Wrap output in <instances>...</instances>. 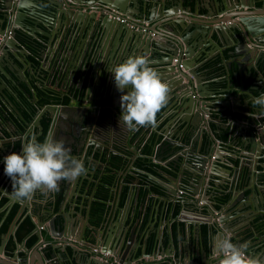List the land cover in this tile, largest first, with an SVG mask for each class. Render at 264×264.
<instances>
[{"label":"water","instance_id":"obj_1","mask_svg":"<svg viewBox=\"0 0 264 264\" xmlns=\"http://www.w3.org/2000/svg\"><path fill=\"white\" fill-rule=\"evenodd\" d=\"M261 2L258 5V0H0V99L3 103L17 109L15 103L20 98L16 86L25 82L26 78L31 80L33 75L38 87L43 86L41 70L44 67L41 62L51 52L55 42L59 46L62 41L63 46L55 58L54 75L61 74L65 81L75 80V76L80 75L79 81L83 84L84 78L91 71L93 79L83 86L81 97L70 94L72 100L68 104L51 102L38 105V98L31 93L28 86L34 113L31 119L23 117L26 128L19 137L23 140L19 147L12 149L15 137L0 140V165L13 152L22 154L25 141L37 142V137L42 134V119L48 124L44 141H57L58 135L61 137L63 134L73 138V133L63 130V124L67 120L71 121L69 112L74 110H92V113L97 114L101 108H106L111 111L112 119L120 117L122 109L120 102L114 103V87L110 84L114 74L110 68L118 65L117 61L122 62L123 58L117 56L123 42L126 41L125 45L132 42L138 50V56L145 57L150 67L158 66L155 70L169 85V98H176L175 104H180L174 114L180 116L181 126L173 120L172 127L175 132L168 137L170 131L163 129L160 132L162 138L155 146L154 160L165 168L156 172L165 180L156 183L162 187L166 202H172L173 208L177 204L181 206L176 219L184 222L189 259L191 256H199L200 262L196 260V264H219L223 257L216 244L225 238V233L231 234L235 239L237 233L241 232L258 236L259 223L262 221L259 214L264 212V129L260 128L264 124L260 121L261 125L258 126L255 119L264 106L253 102L264 93V30H260L258 25L264 21V0ZM120 13L128 15L130 20L144 18L151 25L145 27L136 23L140 29H144L137 32L115 18ZM111 34L113 44L114 36H119L118 47L113 51L105 48L106 37ZM28 37L39 44L29 45L26 42ZM224 52L229 55L228 59ZM122 53H127V50H123L121 55ZM179 53L178 62L173 63V58ZM216 57H219L220 64L227 67L226 70L236 65L244 74V81L241 80L239 86H232V82L222 86L225 79L213 80V85L205 82L208 74L204 75V72L208 68L203 73L198 68ZM179 63L183 65L182 69L178 67ZM249 81V85L245 86ZM92 86L101 95L97 98V104L90 106L85 103L92 101L89 97V88ZM81 87L82 85L79 88ZM217 96L224 98L210 100ZM105 101L109 104L103 105ZM28 112L31 113L29 110ZM96 114L89 121L92 124L88 136L96 130V124L101 122L107 142L111 138L113 144L110 126L101 121V118L97 121ZM184 114L188 117H183ZM85 120L81 123L87 121ZM76 124L81 126L78 122ZM80 129L82 130V126ZM30 132L26 140L25 137ZM74 138L77 139V135ZM94 142L96 143L94 139H90L88 144ZM7 143L11 145L8 146ZM102 145L110 148V145H105V139ZM68 146L78 152L82 147H78L77 143ZM219 151L224 153L220 154ZM90 155L94 158L91 153ZM212 156L213 160L210 159ZM73 157L77 156L74 154ZM233 158L239 161L231 160ZM228 165L232 168H228ZM99 169L103 170V167L100 166ZM216 171L221 172L215 173ZM131 173L136 180L130 184L122 206L123 214L114 219L113 214H107L106 222L98 227L101 234L99 238L96 237L94 244H100L102 251L111 252L117 264H146L149 262L146 260L148 257L155 258L163 249L158 247L155 252L146 253L147 238L152 231H157L153 229L152 223L151 231L146 233L142 244L134 239L138 235L135 225L129 231V238L125 236V220L135 192L134 186L139 183V174L145 172L132 167ZM87 176L88 174H82L75 180L61 181V187L72 183L69 203L77 197V190L83 180H87ZM241 180L251 189L250 194L236 188ZM151 185V182L147 184L149 188ZM2 189L9 198L2 206L3 210L17 199L8 192V184ZM178 190L184 195L180 197ZM226 193L231 194L230 199L217 208L216 197ZM201 200L210 211L205 209L206 213H202L196 204ZM29 202L31 199L23 201L25 204L21 206L16 217L25 209L30 214ZM75 203L79 202L75 199ZM185 212L201 217L183 219ZM74 213L80 217L79 224L78 219L67 212L54 214L48 220L50 236L54 238L55 244L45 247H41L46 244V240L42 238L39 229L45 222L32 216L37 240L33 247L17 244L16 251H20L22 246L24 248V255L19 257L21 263L35 264L37 261L39 264H109L79 252V247L90 248L85 239L88 215L82 214L80 207ZM115 219L118 222V237H113L114 230L111 226ZM202 223L207 225L205 238L200 227ZM77 224L78 232L70 235V230ZM190 226L197 227L194 232L197 252L190 242ZM15 227L14 219L8 232L1 235L0 254L3 253L7 236ZM115 238L116 243L113 241ZM242 239L243 237H237L233 244L244 245ZM161 243L162 236L158 231L157 245L160 246ZM139 247H142L141 253L134 256ZM207 251L213 258L210 262L207 261ZM180 252H183L181 244ZM0 263L14 264L2 258ZM165 264L176 263L173 260Z\"/></svg>","mask_w":264,"mask_h":264},{"label":"trees","instance_id":"obj_2","mask_svg":"<svg viewBox=\"0 0 264 264\" xmlns=\"http://www.w3.org/2000/svg\"><path fill=\"white\" fill-rule=\"evenodd\" d=\"M21 36V34H19ZM26 41L29 45L32 44H39L35 40H33L31 37H28ZM31 42V43H30ZM225 55V58H229V55L226 54V52L223 53ZM220 59L219 57H216L215 59L209 60L207 63L203 65V67L212 68L214 66H217L218 68L223 67L219 64ZM215 67V68H217ZM234 67V66H233ZM232 81H228L227 79L223 80V85H228ZM233 83V82H232ZM249 82L245 84V86L248 85ZM83 86L80 89H73L71 91L74 92V95L76 97H81ZM16 89L19 91V98L18 102L15 103L16 108L14 109L9 106L7 103H3L0 99V133L2 136L0 139H4L7 137H13L12 133L8 132L4 128V124H10L12 125L19 133L25 131L26 125L23 123V117L27 119H31L34 108L32 107V100L29 96V92L24 88V84H20L16 86ZM70 95V94H69ZM38 105H45L47 103H64L68 104L71 103L70 99H68L65 95L62 97H58V95L53 93H48L46 91L44 92H38ZM71 98V96H70ZM2 103L5 104V106H2ZM31 111V113L28 112ZM165 110V107L162 109L160 113L157 115V120L160 118L161 114ZM41 123L43 125L42 134L37 137V142H43L45 132L47 130V122L42 119ZM163 123H160L157 125L155 129H153L149 136L145 139V131L150 130L149 127H140L138 130L135 131V134H138V138L136 142L138 144H141V146L136 149H139V155H136L134 157V161H132L131 164H126V159L123 160V157L121 155H118L114 153L113 151H104L102 152V155L97 158L96 160L99 162L98 166L92 171L89 172L87 176V180H83L81 187L78 190V195L75 198L76 201L79 203L77 204V208L80 207L82 214L88 215V224L85 228V239L89 243H94L96 241V236L94 235L95 230L102 224L106 222V215L108 211H116L117 213L122 209V206L125 203L126 197L129 192L131 181L130 179H127L126 173L132 167L137 168L141 172H145L144 174H139V183L134 186L138 187L137 192L138 196L141 195L146 196L147 201L151 199V196H156L157 202L155 205L148 204L146 205V212L144 215L142 214V209L140 213L137 215L133 208H131L129 213L126 217L125 222L132 226L135 222L136 224V230H138V233H140L141 238H138V242L142 244L143 239L146 236V233L151 231V223L153 224V229H157L156 232H151L150 235L147 238V245H146V253H153L155 250L160 247L164 248L167 246L168 241H171L173 245H175V240L180 239L183 241L185 239V230H184V222L177 220L176 217L181 209L180 204H177L173 208L172 202H165L163 199L164 191L162 187H160L156 181H163L165 179L161 178L156 172L162 171L165 168L161 163L157 164V162L153 159L154 153H155V146L158 142H160L162 135L158 132L159 128L162 126ZM21 133L20 135H22ZM31 132L26 135L25 139L29 138ZM140 140V142H138ZM27 143V141H25ZM22 143L18 141H14L12 144V149L15 146L14 149L19 147ZM6 145L10 146L11 143H7ZM91 148H88V151H90ZM109 153L108 157H106V154ZM105 154V155H104ZM95 158V157H94ZM1 159V157H0ZM102 162H105L107 165L103 167V170H100L99 167L101 166ZM110 164V166H108ZM143 166V168H142ZM4 160L2 161L0 165V174L1 171L4 169ZM130 167V168H129ZM125 175V176H124ZM124 176V177H122ZM152 183L151 187L149 188L147 184L149 182ZM242 181V180H241ZM243 182V181H242ZM241 183V182H240ZM146 191H149L148 194H146ZM8 192L12 195V181L8 183ZM66 194V191H60L57 193H52L48 197L44 198L43 196L45 194H36L37 200L35 201L36 204H33L30 208V214L26 212V209L23 210L17 217V212L21 209V206L19 207V204L13 203L8 212L2 211L0 213V236L2 234H5L10 229L11 223L15 219L16 227L12 233H10L9 238L7 239L5 243V251L8 255L11 256L15 249H17V244L22 243L24 241L26 247H31L37 240V236L34 233L35 228V222L32 219V216L38 217L41 221H46L47 219V211H51L53 214L59 215L60 209L63 206V199ZM150 194V195H149ZM42 196V199H40V196ZM184 194L181 193V196ZM90 196H92V199L90 200ZM150 198V199H149ZM8 196H3L0 199V206H3L6 201H8ZM163 199V200H162ZM230 199V194L226 193L221 196L216 197L215 205L217 208L220 207L222 203L227 202ZM89 200L91 202H89ZM84 201V203L82 202ZM150 202V201H149ZM90 203V208L87 209L86 205ZM171 203V205H170ZM178 203V202H177ZM61 207V208H60ZM66 207V205H65ZM158 207V214L157 212ZM200 207V206H199ZM170 209V213H169ZM201 211L205 212V204L200 207ZM44 213H42V211ZM109 214V213H108ZM118 215V214H117ZM136 215V216H135ZM4 216V217H3ZM16 217V218H15ZM161 221H165V224L167 225V228L163 227V229L159 230L158 225ZM202 234L205 238L206 232H207V225L205 223L201 224ZM195 228V230H194ZM197 227L190 226L191 236H190V242L194 246L195 251L197 252L198 245L196 244V240L194 237V232L196 231ZM87 230V231H86ZM158 231L162 236V243L160 246L157 245V235ZM249 233V232H248ZM42 236L45 238L46 241L49 240V234L47 232L41 230ZM126 236V235H125ZM205 241V240H204ZM142 251V247H139L136 249L134 256H138ZM68 252H70V249L68 248ZM208 252V251H207ZM196 259L199 260V256H194ZM146 264H165L164 262L160 260H152V262H147Z\"/></svg>","mask_w":264,"mask_h":264},{"label":"crops","instance_id":"obj_3","mask_svg":"<svg viewBox=\"0 0 264 264\" xmlns=\"http://www.w3.org/2000/svg\"><path fill=\"white\" fill-rule=\"evenodd\" d=\"M261 4H262L261 0H258V5H261ZM178 12L181 13V10H178ZM119 15L127 17L128 18V23H129V24L126 23L127 26L131 27L133 30H135L137 32H142V31H144V29H140L138 24L136 25V23L143 24L145 27H148V26L151 25V23H149L148 21H145L144 18L135 19V20L131 19L130 20L129 16L126 15V14L120 13ZM258 25H259L260 30H264V21L259 23ZM150 33H152V32H150ZM111 38H112V34H111V36H107L106 37L105 48L109 49V50L112 49V51H113L114 48L118 47L119 36L118 35L114 36V40H115L114 44H113V42L111 43ZM125 43H126V41L123 42V44H122V46L120 48H121V52H123V50H125V51L127 50V53H125V54L122 53V55H121V52H120L119 55L117 56L120 59L123 58L122 62H124L129 57H133L134 54H135V56H138V54H137L138 50H137L136 46L134 45V43L130 42V44L127 43L126 45H125ZM62 46H63L62 41H60L59 46H57L56 42H55L51 52L49 54L47 53V55H45V57L43 58V60L41 62V66L44 67V69L41 70V73L43 74V80H44L43 86L42 87L41 86L38 87L37 80L34 78L35 75H33L31 80L26 78L25 82H21L22 84H24L25 91L27 90L30 93V89H31V93H33L35 96H38V92L40 93V92H44V91H46L48 93L56 94V95H58L59 98L61 97V95H63V96L65 95L71 101L72 99L70 98V95H69V94H71V90H73L74 88L75 89H79V87L81 85H84V86L87 85V82L89 80L93 81V79H91V76H92L91 75V73H92L91 71H89L88 72V76H86V78H84L83 84H81V82L79 81L80 75H76L75 76V80L70 79L68 81H65V80H63V77H62L61 74L60 75H54L53 74V71L55 70V66H56L55 58L57 57V52H59L61 50ZM105 51H107V50H105ZM151 62H153V60ZM117 63L119 64L118 61L116 62V64ZM220 65L223 67V69L225 68V71H223L221 67L218 68L217 67L218 65L214 66L212 68H209L207 72H204V75L208 74L207 79H206L205 82H210L211 85H213L212 84L213 80H216V79H218V80L227 79L228 81H232L233 82L232 86H235V85L239 86L241 80L244 81V74L240 71V69L236 65L233 68L229 69V70H226L227 67L225 65H222V64H220ZM151 67L154 68V69L158 68V66H151ZM215 67H217V68H215ZM205 69H207V67L200 66L198 68V70L200 72H202V73H203V71ZM249 83H250V81H249ZM249 83H248V85H249ZM110 84H111V86L113 85V87H114L113 88V94H112L114 96V99H115L114 103L120 102V98H121L122 93L117 90L113 76L111 78ZM214 84H216V83H214ZM28 86H30V89L28 88ZM89 91H90L89 97L92 98V103L93 104L94 103L97 104V98L100 97L101 94L96 90V88H94V86L89 88ZM222 98H224V97L217 96V97L212 98L210 100H220ZM175 101H176V98H174L172 96H171V98H169V102H168L167 106L165 107V110L161 114L160 118L157 120V125L160 124V123H163L162 126L159 128L158 132L160 133L163 129H167V131H170V135H168V137H171V135L175 132V128L172 127L173 126V123H172L173 120H174V122L177 121L178 122L177 125H179V126H181V124H182L181 122H179L180 121L179 120L180 116L174 114L175 111L178 110L179 107H180L179 102L177 104H175ZM74 103H75V101H74ZM74 103L72 102V104H74ZM88 104H90V102ZM102 104L103 105H108L109 102L105 101ZM102 104H100V105H102ZM2 106L4 107L5 104L2 103ZM115 108H117V107H115ZM263 113H264V109H262L260 111V114H258L255 117V119L257 120V125L258 126L261 125V122L264 124V122H263V120H264ZM111 115H112L111 111L109 112V110H107L106 108H101V110L98 111V113L96 114V117H95L97 119V121L98 120L100 121V118H101V121H103L105 124L110 126L109 130L112 132L111 136L113 138L114 143L111 144V138H110V141L107 142V135L105 134V145H107V144L110 145L109 149H107V148H105V149L107 151H113L114 153H116L118 155H121L123 157V160L126 159V164L129 162L128 163V166H129V164H131L132 161L135 160L134 157L136 155H139V149H136V148L137 147L139 148L142 143L138 144L136 142V140L138 138V134H135V131H129L126 128V126H124L122 123L119 125L120 117L112 119ZM183 117L186 118V117H188V115L184 114ZM156 127H154V128L150 127V130H146L145 131V139L149 136L150 132L153 129H155ZM4 128L8 132L12 133V136L16 138V141L19 140L21 143L23 142V140H21L19 138L20 134L23 133V132L19 133L17 131V129H15L10 124H7V125L4 124ZM260 128L264 129L263 125ZM104 133L102 134V136L101 135H99V136L104 138ZM9 137H7V138H9ZM174 137H175V135H174ZM91 139H93V137ZM0 140H6V138L0 139ZM103 141H104V139L99 140L98 142L99 143H103ZM138 142H140V140H138ZM219 153L222 154V153H224V151H219ZM153 159H154V157H153ZM210 159L213 160V156L210 157ZM231 160H233V161L236 160V162L239 161V160H237L235 158H233ZM228 168L231 169L232 167H230L228 165ZM131 169L132 168H130L129 170L127 169L128 172L126 173V176L125 175L124 176L127 179H130L131 182H133L136 179L132 175ZM219 172H221V171H216L215 173H219ZM124 176H122V177H124ZM1 178H2V175L0 174V180H1ZM6 184H8V182H6V181L2 180L0 182V196L5 194L2 188ZM227 188L228 187L226 186V189ZM236 188L244 190L245 194H250V192H251V189H248L247 185H245V183L242 182V181H241L240 184H239V182L237 183V187ZM137 189H138V187H135V192H134L133 197H132L131 208L134 209V211H135V213L137 215L140 213V211L142 209V214L144 215V213L146 212L147 203L151 204V205H155V203L157 202L156 196L152 195L151 199L149 198L150 200L147 201L145 194L141 195L140 197L138 196ZM228 190H229V188H228ZM68 191H69V189H68ZM148 192L149 191H146V194H148ZM38 193L43 195V193H41L39 191L36 194L38 195ZM179 193H181V191L178 190V195L180 196L181 194H179ZM35 195L31 198V202H29L30 206H33V204H36L35 201L37 200V198H36ZM49 195L50 194H47V195H44L43 197L46 198ZM39 196H40V199H42V196L41 195H39ZM230 196H231V194H230ZM23 201L22 200H15L13 203L19 204V207H20L21 205L24 206L25 203H23ZM200 202L201 203L197 202L196 204L201 207V206L204 205V202L202 200ZM65 203H66V207H65V204L62 206V208L60 207L61 208L60 209L61 213L62 212H67V213L70 214V216H73V217L75 216V218L78 219L77 223L79 224L80 217H79V215H75V213H74V211L77 210V208L71 207V205L69 203H67V201ZM170 205H171V203H170ZM205 207L207 208V211H210V208L206 204H205ZM9 208H10V206L8 208H5V209L2 210V206H0V213L2 211H5V213H4V216H5V214L7 212V209H9ZM120 210H121V212L120 211L118 213L116 212V217L119 214H123L124 209L120 208ZM41 211H42V213H44L43 210H41ZM170 212L171 211L169 209V213ZM202 213H206V212L202 211ZM53 215L54 214L51 211H47V219L48 220ZM183 215H184L183 219H185V218H200L201 217V216L196 215L195 213H191V212H185ZM259 215H261L262 221L259 223L260 230L258 232V236H254V235L250 236L249 235L250 233L249 234H242V232H241V233H237L236 239H237V237H243L242 241H243L244 245L245 244L247 245V247L245 248V250H246L245 252L250 258L259 259L261 261H264V212L260 213ZM48 220H46L45 224L41 226L40 231L41 230L42 231L45 230V232H47L49 234V240L50 241L45 242L46 244H42L41 247H45V246H47V244L48 245L55 244L54 243V238H52L50 236L49 226L47 224ZM117 223H118L117 219H115L111 223V226L113 227V230H114L113 237H114V235H115V237H118V234H119V232H117ZM78 224L75 225L72 230H70V232H69L70 235L76 234L78 232V230H79L78 229L79 228ZM136 224L137 223L135 222L132 226H130V225H128L125 222V225H126V237L127 238H129V236H130V232L129 231H130L131 227H133L134 225L136 227ZM151 227H152V225H151ZM163 227L167 228V225L165 224V221H161L160 222V224L158 225V229L161 230V229H163ZM136 232H138V230H136ZM136 232H135V234H136ZM100 234H101V231H100ZM100 234H99V231H98V228H97V230H95L94 235L99 238ZM225 234H226L225 238L226 237H230L232 243H236V239L234 237H232L231 234H229V233H225ZM9 236L10 235L7 236L6 241L9 238ZM41 236H42V234H41ZM250 237H252V238L250 239ZM42 238L45 239L43 236H42ZM138 238L139 239L141 238L140 233H138L137 237L135 235L134 239L138 240ZM68 240H71V238H68ZM6 241H5V243H6ZM113 241H115L114 243H116L117 238H115ZM0 243H1V236H0ZM5 243H4V246H3V253L4 254L3 253L0 254V258L4 259L5 261H8V262L10 261L11 263H14V264H22L20 259H19V257L24 255L23 246L26 247L24 241L22 242L23 246L19 249L20 251H16V249H15V251L13 252V254H11V256L8 255L6 253V251H5ZM180 244L183 246V252L182 253L180 252ZM33 246H34V244L31 247H33ZM97 247H99V249L101 250V245L100 244H98ZM56 251L58 252V250H56ZM207 254H208L207 261L210 262L213 258H212V256H210V252L209 251L207 252ZM191 257L192 258L189 259L187 240L184 239L183 241H181L178 238V239L175 240V245H173V243L171 241H168L167 246L163 248L162 252L157 253L155 258L148 257L146 260L152 262V260L155 259L156 261L160 260V261H162L164 263L168 262V261H169V263H171L174 260V263H176V264H182V263H184V264H196L195 263L196 260H197V262L198 261L200 262V259L198 260L194 256H191ZM181 260H183V262H181ZM115 262H116V260H115ZM123 263H125V261ZM35 264H39V262L36 261ZM131 264H134V263L131 262Z\"/></svg>","mask_w":264,"mask_h":264},{"label":"clouds","instance_id":"obj_4","mask_svg":"<svg viewBox=\"0 0 264 264\" xmlns=\"http://www.w3.org/2000/svg\"><path fill=\"white\" fill-rule=\"evenodd\" d=\"M110 71L117 90L125 93L120 98L119 125L122 123L129 131L156 127L157 115L167 106L170 95L169 85L160 74L143 56L129 57ZM253 102L264 106V93ZM4 165V172L12 181V196L17 200L31 199L38 191L45 195L58 192L61 181L75 180L86 174L83 161L71 156L62 140L27 142L22 154L13 152L6 156ZM246 247V244H233L230 238L221 239L216 244L223 257L219 264H264L250 258Z\"/></svg>","mask_w":264,"mask_h":264},{"label":"flooded vegetation","instance_id":"obj_5","mask_svg":"<svg viewBox=\"0 0 264 264\" xmlns=\"http://www.w3.org/2000/svg\"><path fill=\"white\" fill-rule=\"evenodd\" d=\"M80 89V88H79ZM71 94H74V92H72L71 91ZM76 96V95H75ZM89 97H87V99H88ZM89 102H87V103H85V104H87V105H90V106H93V105H95V103L93 104L92 103V101L90 102V104H88ZM92 103V104H91ZM69 114L71 115L70 116V119H71V121L69 120H67L66 121V124H63V130L64 131H66V130H69V132H71V133H73L74 135H73V138H68V136L67 135H62L61 137L58 135V138L56 139L57 141H63L64 142V144H65V147L67 148V149H69V152H70V155L71 156H74V154L77 156L76 158H78V159H80V160H82L83 161V164H84V167H85V169H86V174H83V176H86L87 174H89V172L90 171H92V169H94V167L96 168L97 166H98V161L96 160L97 158H99L101 155H102V152H104L106 149H105V147H103V145H102V143H99L98 141L99 140H102V139H105V133H104V125L102 124V123H97L96 124V130L94 131V132H92L91 133V135L90 136H88V133H89V130H90V127H91V125L90 124H92V122L90 123L89 121L92 119V117H93V115L94 114H96V113H92V110H74L73 112H69ZM85 117V118H84ZM84 119H86L85 121L86 122H84V123H81V121H84ZM80 123L81 124V126H82V130L80 129L81 128V126L79 125V124H76V123ZM104 133V138L103 137H101L102 136V134ZM75 135H77V139H75L74 137H75ZM99 135H101V136H99ZM93 137V139L96 141V143L94 142L93 144H91V145H89L88 143H89V140L91 139ZM99 137V138H98ZM76 144L77 143V146L79 147V146H82L81 148H80V150H79V152L78 151H75L74 149H70V147L68 146V145H70V144ZM15 148V146L13 147V149ZM88 148H91V150L90 151H88ZM90 153L92 154V156H94L95 158H92L91 157V155H90ZM109 154V153H108ZM108 154H106L107 156L106 157H108V156H110V155H108ZM105 155V154H104ZM88 159V160H87ZM101 166L103 167H105V162H102V164H101ZM2 178H1V180H0V182L3 180V181H6V182H10V177H8L6 174H5V172H4V170H3V172H2ZM81 179V178H80ZM82 180V179H81ZM71 181V180H70ZM81 183L79 182L78 183V185H80ZM72 187V183L71 184H69L68 186H65V187H61V182H60V187H59V191L58 192H60V191H66V194H65V196H64V199H63V205L65 204L66 205V201H67V203H69V192H70V188ZM68 189H69V191H68ZM77 192H78V190H77ZM55 193H57V192H55ZM50 194H52V193H50ZM78 194V193H77ZM3 196H6V194H4V195H2V196H0V199H1V197H3ZM92 199V196H90V200ZM89 200V202H91ZM14 202V201H13ZM13 202L11 203V205L13 204ZM83 203H84V201H82ZM70 205H71V207H74V208H77L76 206H77V204L75 203V198L74 199H72V201L69 203ZM88 205H90V203H88L87 205H86V208L88 209ZM77 209H79V207L77 208ZM121 212V211H120ZM108 213L109 214H113L112 215V218L114 219V218H116V211L114 212V211H108ZM107 213V214H108ZM120 215V214H119ZM118 215V216H119ZM108 215H106V217H107ZM96 242V241H95ZM94 242V243H95ZM94 243H89V246H90V248H88V247H79L78 248V250H79V252H81V254H84V255H87V254H89L91 257H96V258H98L99 260H101V261H103V262H105V263H108L109 262V264H117V262H115V259H114V257L113 256H111L110 258H108V259H100L98 256H97V254H94L93 253V248L94 247H97V244L95 245ZM115 246H116V244H115ZM131 246V245H130ZM97 248H99V247H97ZM91 251H90V250ZM102 251V250H101Z\"/></svg>","mask_w":264,"mask_h":264},{"label":"built area","instance_id":"obj_6","mask_svg":"<svg viewBox=\"0 0 264 264\" xmlns=\"http://www.w3.org/2000/svg\"><path fill=\"white\" fill-rule=\"evenodd\" d=\"M117 20H119V21H121L122 23H127V24H129L128 23V18L127 17H124V16H121V15H118V16H116L115 17ZM179 57H180V53L178 54V56L177 57H174L173 58V63H176V62H178V60H179ZM178 67L179 68H183V65L181 64V63H179L178 64ZM199 203H201L200 201H199ZM91 251V250H90ZM93 253L94 254H97V256L100 258V259H108V258H110L111 256H112V254H111V252H109V251H101L99 248H97V247H94L93 248Z\"/></svg>","mask_w":264,"mask_h":264}]
</instances>
